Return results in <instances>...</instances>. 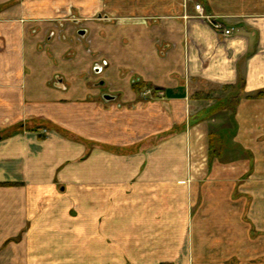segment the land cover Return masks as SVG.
I'll list each match as a JSON object with an SVG mask.
<instances>
[{"label": "crops", "instance_id": "0c3cea01", "mask_svg": "<svg viewBox=\"0 0 264 264\" xmlns=\"http://www.w3.org/2000/svg\"><path fill=\"white\" fill-rule=\"evenodd\" d=\"M109 88L122 107L111 141L99 104ZM160 134L163 143L141 158L140 145ZM85 142L96 148L86 153ZM108 143L121 146L115 157ZM198 157L206 169L197 174L188 167ZM144 162L159 167L151 182L165 208L184 211L190 201L199 223L218 232L207 238L243 244L245 262L258 258L246 248L258 230L264 264V0H0V248L39 221L44 198L60 199L57 183L73 198L69 182L83 181L84 197H95L92 183L131 181ZM248 216L249 229L240 223ZM78 240L71 246L84 248L62 264H109L106 240ZM55 245L23 240L18 257L0 258L61 264Z\"/></svg>", "mask_w": 264, "mask_h": 264}, {"label": "rangeland", "instance_id": "374dc122", "mask_svg": "<svg viewBox=\"0 0 264 264\" xmlns=\"http://www.w3.org/2000/svg\"><path fill=\"white\" fill-rule=\"evenodd\" d=\"M101 89L104 90V88ZM112 92L109 88L108 93L104 92L99 97L101 110L107 111L108 114L109 141L117 136L115 115L122 108L119 105L118 96ZM104 94L113 97V99H104ZM139 95V108L141 112H144L149 105L147 88L145 89L141 85ZM126 108L125 110L129 111L132 109L130 105ZM171 108L173 109V106ZM143 118L140 119L141 126L144 122ZM179 123L174 125L173 133L179 131ZM43 135H46L45 131ZM151 137L155 139L149 141L150 143L147 145L141 144L140 149H138L141 151V158L144 155V158H147V152L152 151L154 146L157 147L162 144L166 138L164 134ZM85 143L86 153L96 148L95 142ZM107 148L109 155L115 157L116 150L121 146L115 148L114 144L108 143ZM88 156L89 154L78 159V161L82 162ZM202 164L204 163L198 157L188 169L198 174L202 168L204 172L206 166L202 167ZM158 172L159 167L149 166L144 162L140 165L139 175L130 178L131 181H108L102 185L92 183L97 185L94 191L96 196L90 198H85L81 190L83 189V181L69 182L76 193L81 194L73 198L70 196L72 194L71 188L69 192L66 190V184L57 183L55 190L60 199L46 197L40 203L42 204L41 207L40 204H37L39 210L43 208L39 221L35 218L34 223H28L25 229L3 245L0 248V256L6 250V254L18 257L20 253L19 244L23 240L53 239V243L61 244L52 247L56 250L53 252L55 253L53 259L60 260L59 263L62 264L65 259L73 258L71 249L84 248L79 245L71 246L72 240L104 239L107 241L109 264L112 262L115 264H260L258 230L251 234L250 245L253 246L246 247L251 248L253 253H257L258 258L251 262H245L243 244L242 246H233L223 244L221 240L219 243L218 236L213 239L207 238L209 233L211 236L213 232L215 234L218 232L207 230L199 223L196 215L197 206L194 208V204L190 201L184 211H180L176 207L171 208V206L165 208L167 207L164 205L165 199L160 195L163 190L157 191V187L153 186V182H151ZM120 189L124 192L121 193ZM242 203L243 200H240L237 205ZM29 217L32 219L36 217V214H30ZM249 219V216L245 221L241 219V226L245 224L246 228L249 229L247 224ZM242 232L241 238H243ZM65 243L68 245L65 246ZM10 245L11 248L8 250L7 247ZM112 255H117L119 259L123 258V262L117 263L110 260ZM0 264L22 263L18 260L2 261L0 258Z\"/></svg>", "mask_w": 264, "mask_h": 264}, {"label": "built area", "instance_id": "2783aa9c", "mask_svg": "<svg viewBox=\"0 0 264 264\" xmlns=\"http://www.w3.org/2000/svg\"><path fill=\"white\" fill-rule=\"evenodd\" d=\"M195 11L200 17L204 18L207 21L211 28H213L216 32H219L223 37H228L231 35L232 30L225 29L223 24L216 22L213 17L205 15L200 5L195 6Z\"/></svg>", "mask_w": 264, "mask_h": 264}, {"label": "flooded vegetation", "instance_id": "af4514ba", "mask_svg": "<svg viewBox=\"0 0 264 264\" xmlns=\"http://www.w3.org/2000/svg\"><path fill=\"white\" fill-rule=\"evenodd\" d=\"M68 16H67V19H69V22L71 23V24H73L74 26H79L80 25V23H78L80 20H77V19H75V17H73L71 14H70V11L68 10V11H66L65 12ZM101 18V17H100ZM81 32V33H80ZM53 36H55V34H53V33H51L50 35H49V38H53ZM78 36L79 37H82V39H84L85 38V31H83V30H80L79 32H78ZM105 66L106 64L105 63H103L102 65H101V67L99 68V67H96V69H95V73L96 74H101V68H102V66ZM104 88L105 87V85H104V83L103 82H101V83H99L98 85H97V88ZM104 96H106L105 94L103 95V97Z\"/></svg>", "mask_w": 264, "mask_h": 264}, {"label": "water", "instance_id": "95a60500", "mask_svg": "<svg viewBox=\"0 0 264 264\" xmlns=\"http://www.w3.org/2000/svg\"><path fill=\"white\" fill-rule=\"evenodd\" d=\"M80 33H81V32H80ZM103 98L106 99V100H111V99H113V97H110V96H108V95L104 96Z\"/></svg>", "mask_w": 264, "mask_h": 264}]
</instances>
